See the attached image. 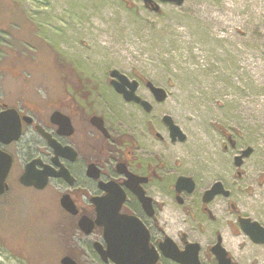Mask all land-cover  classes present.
<instances>
[{
  "label": "rangeland",
  "instance_id": "obj_1",
  "mask_svg": "<svg viewBox=\"0 0 264 264\" xmlns=\"http://www.w3.org/2000/svg\"><path fill=\"white\" fill-rule=\"evenodd\" d=\"M0 63L11 68L0 72V86L12 97L23 86L54 91L59 68L98 78L119 69L165 88L168 99L152 114L163 141L150 137L136 106L121 102V112L126 129L165 166L153 191L165 204L167 232L184 226L183 208L166 192L177 176L198 183L188 202L197 213L203 190L221 182L230 195L212 205L218 223L205 244L219 230L238 264H264V244L238 220L264 227V0H0ZM164 115L185 142L167 139ZM14 196L0 200V264H61L65 254L96 264L80 233L61 221L52 189ZM255 197L263 204L254 206Z\"/></svg>",
  "mask_w": 264,
  "mask_h": 264
},
{
  "label": "flooded vegetation",
  "instance_id": "obj_2",
  "mask_svg": "<svg viewBox=\"0 0 264 264\" xmlns=\"http://www.w3.org/2000/svg\"><path fill=\"white\" fill-rule=\"evenodd\" d=\"M10 69L7 64L0 63V72L11 73ZM116 71L124 74L127 80L121 79V75L116 76ZM56 72L54 91L45 85L46 92L43 94L40 90L33 91L23 86L12 97L9 91L0 86L3 129L8 132L18 125L21 127L18 139L8 142V134L0 138V151L11 158L6 179L8 188L0 195V200H7L13 192L16 199L25 191L36 194L52 189L54 203L64 216L61 221L64 222L66 218L71 229L80 233L94 254L96 264H114L111 260H103L96 250L97 244L106 248L104 228L96 223V201L109 196L111 192L121 199V231L127 228L132 235L139 231L138 238L128 239L132 245L143 242L148 235V247L158 255L155 264H181L168 255L169 251L176 247L190 257L196 245L199 264H221L219 254L222 250L226 252L225 259L238 264L225 246L219 230H210L211 239L206 244L204 242L207 228L212 229L218 223L212 205L219 197L230 195L221 182H215L203 190L199 198V215L188 205L190 197L198 191V183L191 176H177L166 192H170L183 208L184 226L175 234L167 232L168 224L162 218L165 204L157 199L153 191L154 184L163 178L165 166L157 160L155 162L156 155L151 147L147 148V144L144 147L140 138L126 129L121 102L136 106L142 116L148 118L150 137L163 141V135L155 132L156 120L152 114L157 104L168 99V91L145 76H130L119 69H109L99 78L96 74H80L81 71L76 69L63 73L59 68ZM150 83L166 91L163 101L157 99ZM132 90L133 99L129 100L128 93ZM165 116L170 115H164L161 119L167 130V139L173 144L185 142L187 134L170 116L181 131L172 133ZM235 164L238 165L237 158ZM23 177L26 178L25 183H22ZM182 177L193 180L195 186L192 191L183 183L177 185ZM46 178L47 184L38 188ZM216 183H221L223 188H216L218 193L213 196L207 194ZM85 221L95 223L88 233L82 227ZM121 243L125 244L124 238H121ZM137 248L138 244L133 249ZM64 256L85 264L72 254ZM130 256L133 257L132 254ZM146 257L151 259V253Z\"/></svg>",
  "mask_w": 264,
  "mask_h": 264
},
{
  "label": "water",
  "instance_id": "obj_3",
  "mask_svg": "<svg viewBox=\"0 0 264 264\" xmlns=\"http://www.w3.org/2000/svg\"><path fill=\"white\" fill-rule=\"evenodd\" d=\"M146 2H151L152 0H145ZM163 2H174L178 5H181L185 2V0H161ZM116 76L121 75V79L127 80V77L124 74H119L117 71L115 73ZM154 92L156 93L157 99L159 101H163L166 98V91L163 88L155 87L152 83H150ZM122 91V90H121ZM130 94L127 99L132 100L133 90L129 92ZM137 99V98H136ZM139 100V99H138ZM143 103H146L143 101ZM165 121H167L170 126L172 133H179V127H177L170 116H165ZM3 117H0V138L1 136L8 134V142L12 139H18L21 127L18 125L15 127V130L8 131L3 129ZM174 133V134H175ZM251 153V149L245 151L243 156L248 157ZM241 157H237V164L240 165ZM11 168V158L0 151V195H2L6 189L8 188V184L6 182L8 173ZM25 177L22 178V183H25ZM48 182V178L43 179L40 182V186L38 188H43ZM183 183L184 187H186L189 191H192L195 183L191 178L182 177L178 180L177 185H181ZM216 188L221 190L223 188L221 183H216L214 185L213 190L209 191L207 194L214 195L218 193ZM215 189V190H214ZM223 191V189H222ZM227 194V192H222ZM97 203V219L96 223L99 226L104 228V239L106 241V248L101 244L96 245V250L100 254L103 260L109 261L111 260L114 264H155L158 260V255L155 251H152L148 247V235L144 241L139 243V241L135 244L139 246L137 249H133L135 245H132L128 239L131 237L138 238L140 236L139 231L134 232V235L130 233V231L125 228L121 231V215H119V210L121 207V199L114 194L110 193L109 196H106ZM72 211V208L70 209ZM240 223L243 230L253 239L255 243L264 244V227L256 221H252L249 218H240ZM95 223L93 222H83L82 227L88 233L92 231V228ZM121 238L125 239V244L121 243ZM129 243V245H128ZM133 249V251L131 250ZM151 253V259L146 256ZM133 255L130 256V255ZM138 255V256H134ZM173 260L181 263V264H199L198 261V247L196 245V250L194 254L190 257L186 256L182 252H179L176 247L169 251L168 254ZM226 252L225 250L221 251L219 254V259L221 260V264H232L229 259H225ZM61 264H79L72 257L65 256L61 259Z\"/></svg>",
  "mask_w": 264,
  "mask_h": 264
},
{
  "label": "bare ground",
  "instance_id": "obj_4",
  "mask_svg": "<svg viewBox=\"0 0 264 264\" xmlns=\"http://www.w3.org/2000/svg\"><path fill=\"white\" fill-rule=\"evenodd\" d=\"M71 34L70 33H67L65 36L66 37H69ZM258 111H263L264 112V106H261L259 109H258ZM263 194H264V191H263ZM253 205L255 206V205H257V204H259V205H262L263 203H261L259 200H257L256 199V197H255V199L253 200Z\"/></svg>",
  "mask_w": 264,
  "mask_h": 264
}]
</instances>
